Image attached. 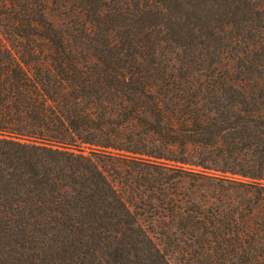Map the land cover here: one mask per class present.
Listing matches in <instances>:
<instances>
[{"label":"trees","instance_id":"obj_1","mask_svg":"<svg viewBox=\"0 0 264 264\" xmlns=\"http://www.w3.org/2000/svg\"><path fill=\"white\" fill-rule=\"evenodd\" d=\"M167 253L264 264V0H0V264Z\"/></svg>","mask_w":264,"mask_h":264},{"label":"rangeland","instance_id":"obj_2","mask_svg":"<svg viewBox=\"0 0 264 264\" xmlns=\"http://www.w3.org/2000/svg\"><path fill=\"white\" fill-rule=\"evenodd\" d=\"M156 243L158 244V242H156ZM166 257H167V261H168L169 264H180L179 260H178V257L176 255L167 253Z\"/></svg>","mask_w":264,"mask_h":264}]
</instances>
